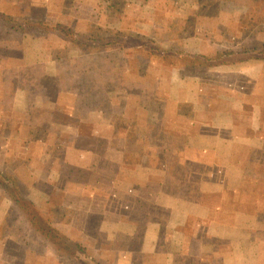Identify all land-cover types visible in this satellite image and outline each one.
Here are the masks:
<instances>
[{
  "label": "rangeland",
  "instance_id": "rangeland-1",
  "mask_svg": "<svg viewBox=\"0 0 264 264\" xmlns=\"http://www.w3.org/2000/svg\"><path fill=\"white\" fill-rule=\"evenodd\" d=\"M239 61L261 82L240 138L254 115L264 127V0H0V264H107L105 232L165 224L156 195L203 200L226 228L244 215L232 240L187 220L183 247L206 254L178 264H219L231 243L264 264V141L236 145L244 179L219 193L218 171L180 160L187 136L157 97L195 76L218 97ZM136 243H117L123 263L151 264Z\"/></svg>",
  "mask_w": 264,
  "mask_h": 264
},
{
  "label": "crops",
  "instance_id": "crops-1",
  "mask_svg": "<svg viewBox=\"0 0 264 264\" xmlns=\"http://www.w3.org/2000/svg\"><path fill=\"white\" fill-rule=\"evenodd\" d=\"M246 62H237L240 63L239 66H236L238 70L232 71L231 77L224 78L225 76H223L208 85L211 89L216 90V94H221L218 97L211 99L207 97L202 79L197 76L190 77L187 81H176V87L174 85V89L170 88L168 95L167 93L164 94L165 97L162 94H157L158 98L161 96L164 99L165 115L172 114L170 118L167 117V122H170L169 124L171 122L180 124L184 131L177 132L178 136L179 134L184 135V137L187 136L185 147L180 153V160L200 164L211 171H218L223 176V180L219 183L214 181L212 186L219 193L231 191L236 195L239 191V185H235L242 183L241 181L244 179L242 178L244 177L242 168L233 163L236 158V145L250 144V146H255L256 143L264 141L262 138L264 137L262 136L263 124L260 123V118L258 119L255 115L250 119L252 122H249L246 126V134L240 138L236 134L241 127L238 124L237 115L243 116L247 113V110L253 115L259 109L252 101L254 95L260 94V92L256 94V91L259 89L261 82L254 69L246 68L249 65L245 64ZM253 118L257 120L253 121ZM169 124H165V127H169ZM249 130L251 134H249ZM166 134L169 136L170 133L166 132ZM178 136L173 140H167V143L177 144L180 140ZM250 137L253 139H250ZM235 176L238 178L234 181L233 177ZM232 182H234V185H232ZM154 199H156L159 209L165 208L168 211L165 224L162 225L159 221L151 220L149 223H152V231L147 230L144 233L138 232L137 227L129 231L118 230L117 233L112 235L105 232L101 238L107 239L110 245L113 244L114 246L105 251L110 256V259L106 260L107 264H124L123 255L124 257L132 255L128 248L129 245L127 248L116 246L118 242H123V240H128L129 243L135 240L138 246V242L141 241L140 248L137 247L136 251H139L145 259L149 256L151 264H178L176 257L191 258L196 256L198 262H204L203 256L206 253L201 249V245L198 247V251L191 246L188 247V251L183 247L184 242L190 240L192 243V240L198 237L196 235L189 239L184 232V228L187 227V220L192 218L206 225V236L208 237L232 240L234 236H239L238 233L241 234L240 231H234L240 229L238 221L244 217L243 214L234 213L232 219L234 224L230 228H226V220L222 217H212L211 206L203 200H187L177 195H156ZM215 212L221 215V208L217 207ZM163 226H166L172 232L169 238L162 237V234L154 231V229H161ZM227 231L232 232H229L228 235ZM162 238L164 241H161ZM164 243L167 245L165 249L161 247ZM233 248L234 243H231L229 245L230 250L220 254V256L224 255L226 257L219 264H253L251 259L239 257L238 255L244 254L239 250L233 252ZM112 254L115 257L113 263L110 262ZM250 254L254 255L252 250ZM256 261L260 263V260Z\"/></svg>",
  "mask_w": 264,
  "mask_h": 264
},
{
  "label": "trees",
  "instance_id": "trees-1",
  "mask_svg": "<svg viewBox=\"0 0 264 264\" xmlns=\"http://www.w3.org/2000/svg\"><path fill=\"white\" fill-rule=\"evenodd\" d=\"M87 106V105H86Z\"/></svg>",
  "mask_w": 264,
  "mask_h": 264
}]
</instances>
